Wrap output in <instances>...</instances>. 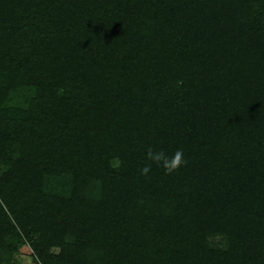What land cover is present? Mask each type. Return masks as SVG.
Instances as JSON below:
<instances>
[{
    "label": "trees",
    "instance_id": "obj_1",
    "mask_svg": "<svg viewBox=\"0 0 264 264\" xmlns=\"http://www.w3.org/2000/svg\"><path fill=\"white\" fill-rule=\"evenodd\" d=\"M25 242L264 264V0H0V264Z\"/></svg>",
    "mask_w": 264,
    "mask_h": 264
},
{
    "label": "clouds",
    "instance_id": "obj_2",
    "mask_svg": "<svg viewBox=\"0 0 264 264\" xmlns=\"http://www.w3.org/2000/svg\"><path fill=\"white\" fill-rule=\"evenodd\" d=\"M149 160L159 164L166 173L171 174L187 164L184 150L177 148L173 154L169 155L164 150H155L152 146L147 149ZM151 171L149 165L141 169L142 174H148Z\"/></svg>",
    "mask_w": 264,
    "mask_h": 264
},
{
    "label": "rangeland",
    "instance_id": "obj_3",
    "mask_svg": "<svg viewBox=\"0 0 264 264\" xmlns=\"http://www.w3.org/2000/svg\"><path fill=\"white\" fill-rule=\"evenodd\" d=\"M215 243H222L221 237L214 238ZM34 251L28 243H23L20 245L18 250L14 254V260L19 264H36L33 259Z\"/></svg>",
    "mask_w": 264,
    "mask_h": 264
}]
</instances>
